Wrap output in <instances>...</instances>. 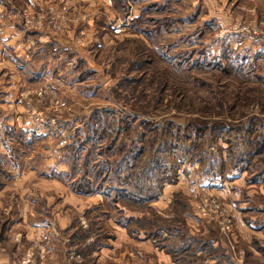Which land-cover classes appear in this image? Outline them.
I'll use <instances>...</instances> for the list:
<instances>
[{"label":"rangeland","instance_id":"rangeland-1","mask_svg":"<svg viewBox=\"0 0 264 264\" xmlns=\"http://www.w3.org/2000/svg\"><path fill=\"white\" fill-rule=\"evenodd\" d=\"M69 5L72 14L85 16L81 25L91 33L78 41L51 30L61 40L41 55L32 54L29 119L43 134L35 145L43 156L28 162L23 182L31 187V202L43 204L41 218L57 229L62 264H264V147L251 143L249 133L256 129L264 142V85L256 75H264V43L248 31L264 28V0H81ZM224 27L241 28L246 35L241 44L219 30ZM228 44L234 45L233 55L254 58L252 63L232 72L216 68V55L224 58ZM140 58L138 67L132 65ZM122 79H143L138 91L150 99L161 96L148 109L168 112L161 116L178 124L198 117H206L209 125L217 119L227 123L216 133L193 135L186 152L179 147L166 155L164 165H178L176 182L160 189L145 179L147 173L132 176L133 183L153 188L145 187L143 198L159 197L148 204L125 202L126 208L116 201L119 192L108 189L110 180L100 189L107 196L74 193L70 183L78 171L69 177L62 159L64 147L86 133L93 112L117 113L135 105L125 98L134 90ZM92 151L95 166L105 157L99 148ZM241 171L245 179L258 180V193L244 188L235 200L226 186ZM108 176L124 190V171L109 170Z\"/></svg>","mask_w":264,"mask_h":264},{"label":"crops","instance_id":"crops-1","mask_svg":"<svg viewBox=\"0 0 264 264\" xmlns=\"http://www.w3.org/2000/svg\"><path fill=\"white\" fill-rule=\"evenodd\" d=\"M67 1L74 6L77 1L81 2ZM59 2L60 0H0V247L4 249L0 252V264H23L22 259H25V264L63 263L57 229L50 227L49 220L41 218L42 211L38 212V209H43V204L40 202L36 207L31 202L27 195L32 192L31 187L23 183L27 173L24 169L28 162L36 161L43 156L35 147L39 139L41 142L43 134L36 128V124L33 130L32 120L29 119L30 117L33 119L32 54L35 51L41 55L42 50L54 47L55 41L61 40L53 38L50 29L34 30L27 25L25 12L47 14L48 7ZM255 13L259 14L257 10ZM80 15L71 13L70 21L60 32V37L77 38L81 41L82 37H85L84 34L90 35L88 26L85 28L81 25ZM90 20L91 18L87 19L89 23ZM219 30L225 36L231 33L232 35H229L234 36L239 44L242 37L246 36L243 31L240 32L241 28L231 30L224 27ZM259 40L263 42L261 38L255 41L260 43ZM260 49L258 45L256 52L259 53ZM8 130L12 131L11 136H8ZM18 132L25 136L20 138L14 135ZM34 135L39 136L35 141L32 137ZM26 145L29 146L28 149ZM31 168L41 170L33 166ZM34 175L39 178L37 174ZM245 175L246 171L239 172L237 176H233L236 179L226 186L228 190L231 189L232 198L235 200L240 198L244 188L258 193L254 187L256 183L245 179ZM237 181L242 182L233 185ZM224 183L226 184V181ZM224 192L228 193L227 190ZM247 193L250 194L249 191ZM255 193L251 194L254 195L253 201L258 200ZM36 212L39 216H36ZM51 229L54 234L50 232ZM27 252L33 253L29 260L26 259Z\"/></svg>","mask_w":264,"mask_h":264},{"label":"trees","instance_id":"trees-1","mask_svg":"<svg viewBox=\"0 0 264 264\" xmlns=\"http://www.w3.org/2000/svg\"><path fill=\"white\" fill-rule=\"evenodd\" d=\"M232 48L231 44H228V47L224 48L223 51L226 50L224 58L221 54L216 55V68L232 72L243 69L242 66L244 67L247 61L251 62L254 60V58L250 57H240L239 54L233 55ZM141 60L142 58L136 59V61L132 62V65L138 67L137 64ZM263 65L264 63H261V67ZM229 68L232 69L227 70ZM256 75L258 81L264 85V75ZM152 81L148 80L147 82ZM121 82H124L127 85L126 87L134 90V93L126 94L125 98L131 97L134 99L133 104L135 105L132 104V108L126 106L127 110L117 113L113 110L104 109L93 112L85 122L86 133L76 134V142L68 146L66 145V151V146L64 147L62 159L69 165V177H74L75 170L78 171L77 178L70 183L74 193L84 195L102 193L107 196L108 191H100V189L103 186L102 183L110 180L111 185L107 186L108 189L119 192V197H117L116 201L122 203L124 208H126L125 202L148 204L158 200L159 197L158 193L150 198H143L140 192L149 189L145 187L153 188L148 185L144 186L142 182L133 183L132 176L138 174L139 171L142 176L147 173L149 177L147 176L145 179H153L160 189L165 183L176 182L179 176L178 165H174L173 167H169L168 164L164 165L163 163H166V155L171 154V151H176L179 147H185L186 141H190L193 135L200 138L207 131H214L216 133L215 131L225 129V124L227 123L224 120L217 119L211 121V125H209L210 122H207L208 119L206 117H198L194 120L196 124L195 122H188L190 123L188 125L178 124L179 122L173 118L161 116L164 114L168 115V112L155 114L157 113L155 111L160 110L151 111L148 109L152 101H156L158 104L161 96L158 95L150 99L142 91H138V87L142 83H145L143 79H122ZM163 82V79L159 78L156 81L157 86L162 87ZM164 97L166 98V96ZM118 120L119 124H116ZM250 129L249 133H252L251 137L253 138L251 143L253 142L258 148H263L264 142H259L258 139L263 138L261 137L262 135L256 137V134L259 132L255 134L256 129L254 131H252L253 128ZM32 137L35 141L39 136L34 135ZM156 145L157 147L154 149ZM26 146L29 147L28 145ZM90 147L91 150L89 149ZM98 148L105 158L94 166L91 163L90 156L91 152H93L92 150ZM162 159L163 161L160 163ZM107 170H114L115 175L124 171V176H119L124 179V190H120L123 188H119L115 182L113 183L111 177L109 178L108 176ZM7 176L9 175L7 174ZM251 181L255 183L258 180L252 179Z\"/></svg>","mask_w":264,"mask_h":264},{"label":"built area","instance_id":"built-area-1","mask_svg":"<svg viewBox=\"0 0 264 264\" xmlns=\"http://www.w3.org/2000/svg\"><path fill=\"white\" fill-rule=\"evenodd\" d=\"M57 5V7H56ZM55 6V7H54ZM26 14V24L33 27L34 29H50L52 31H63L70 21L71 16V7L66 0H60L59 4H53L48 7L47 14H39L34 11L25 12ZM80 19H85V16L79 17ZM79 18H76L78 21ZM249 32L255 34L257 37H260L264 42V28L260 27H251ZM83 34H81V37ZM80 41V40H78ZM4 249L0 248V252H3ZM32 252H27L26 259L29 260L32 257Z\"/></svg>","mask_w":264,"mask_h":264}]
</instances>
